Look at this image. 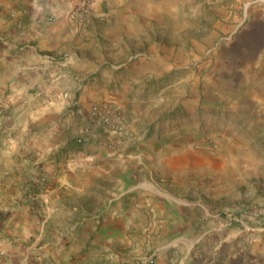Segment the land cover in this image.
Masks as SVG:
<instances>
[{"label": "crops", "instance_id": "obj_1", "mask_svg": "<svg viewBox=\"0 0 264 264\" xmlns=\"http://www.w3.org/2000/svg\"><path fill=\"white\" fill-rule=\"evenodd\" d=\"M80 1L0 0V264H264V227L242 236L155 185L179 149L138 136L135 95L167 87L147 54L116 60L140 18L108 9L101 22L95 0L81 25L69 16ZM106 100L124 107L126 136L93 117ZM154 231L165 243L150 245Z\"/></svg>", "mask_w": 264, "mask_h": 264}, {"label": "rangeland", "instance_id": "obj_2", "mask_svg": "<svg viewBox=\"0 0 264 264\" xmlns=\"http://www.w3.org/2000/svg\"><path fill=\"white\" fill-rule=\"evenodd\" d=\"M102 2L101 22L111 17L109 10L126 23L141 21L139 37L125 34L131 53L116 60L147 54L157 85L167 87L150 98L135 95L138 136H169L179 149L173 173L158 175L155 185L198 202L199 213L224 217L242 236L257 234L264 227V0ZM126 122L125 116L120 135L127 134ZM149 239H155L151 246L165 243L155 231Z\"/></svg>", "mask_w": 264, "mask_h": 264}, {"label": "built area", "instance_id": "obj_3", "mask_svg": "<svg viewBox=\"0 0 264 264\" xmlns=\"http://www.w3.org/2000/svg\"><path fill=\"white\" fill-rule=\"evenodd\" d=\"M94 0H84L76 4L70 12V19L78 24H88L92 14ZM93 117L103 124L110 135H120L125 127V116L123 117L120 106L113 100L102 101L92 109ZM91 132L90 128L85 129L80 138V142ZM150 262H153L152 260Z\"/></svg>", "mask_w": 264, "mask_h": 264}]
</instances>
